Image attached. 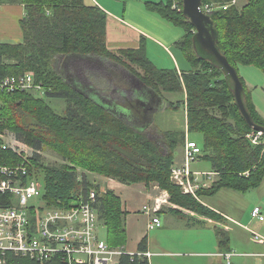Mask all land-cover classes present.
I'll return each instance as SVG.
<instances>
[{"label": "trees", "instance_id": "1", "mask_svg": "<svg viewBox=\"0 0 264 264\" xmlns=\"http://www.w3.org/2000/svg\"><path fill=\"white\" fill-rule=\"evenodd\" d=\"M22 1L25 3V15L19 20L22 39L17 43L0 42V79L33 69L36 78L51 87L46 97L61 98L66 105L64 112L59 113L47 101L31 93L2 90L0 132L7 128L12 130L17 141L34 150L28 163L30 174L37 178L34 169L40 166L43 170L38 180L42 182L43 197L49 204L68 206L87 193L91 185L84 174L79 178L74 168L77 166L106 174L124 184L154 182L168 193L167 200L172 205L169 211L183 217L180 209L220 220L221 215L201 202L203 196L214 195L221 188L245 192L260 185L264 178V146L253 144L246 137L252 129L241 117L222 71L195 54L194 26L182 11L171 7L170 0L149 3L148 7L184 30L176 45L191 63L192 68L187 70L157 67L148 57L144 43L137 48L110 50L106 45V13L87 0ZM227 1L230 0H202V3ZM209 15L218 32L217 46L230 64L236 69L238 65L254 66L264 72V0H245L240 7L232 4ZM62 56L92 63H99V58L110 60L130 72L131 78L126 83L134 81L136 87L130 88V94L119 86L114 91L108 83L102 82L103 77L96 75L88 92L77 90L65 78H71L69 71L63 76L54 69L55 59ZM240 79L253 121L264 126V118L257 112ZM145 87L150 90L142 102L139 93L146 90ZM160 91L183 95L180 102L165 100L166 107L183 106L187 131L203 134L199 159L209 162L217 172L208 187L197 189V198L183 193L171 180L173 151L177 143L184 140L185 133L166 130L161 139H155L131 125L144 121L145 109L149 116L150 107L154 110L159 106L155 99L157 96L161 99ZM100 93H108L105 99L117 108L122 104L127 113L119 112L118 117L101 107L94 98ZM44 146L55 149L72 165L40 164L39 152ZM19 161L21 155L3 148L0 136V164ZM5 198L0 194L1 204L7 203ZM95 206L100 221L106 226L109 244L124 246L126 227L121 199L107 190L100 194ZM214 231L220 251L230 252L228 232L218 227ZM145 250L146 238H143L138 251ZM5 260V264H40L11 253L6 254ZM43 264L61 263L54 259ZM119 264L149 262L146 257L124 254Z\"/></svg>", "mask_w": 264, "mask_h": 264}, {"label": "built area", "instance_id": "2", "mask_svg": "<svg viewBox=\"0 0 264 264\" xmlns=\"http://www.w3.org/2000/svg\"><path fill=\"white\" fill-rule=\"evenodd\" d=\"M171 7L182 11V0H170ZM236 0L225 3L206 2L200 9L210 14L217 9H227ZM28 92L46 94L51 87L36 78L34 71L6 75L0 79V91ZM246 137L253 144L264 146V134L250 131ZM3 140V148L13 149L21 155L16 164H0V194L5 195L6 204L0 203V264H5V256L11 253L19 258H26L43 264L58 259L61 264H119L122 255L146 257L149 264L151 252L128 251L125 246H112L106 236V226L100 221L95 204L100 193L90 187L85 195H80L68 206L60 203L49 206L43 197V185L37 178H32L29 170L30 150L26 144L14 140V145ZM201 148L185 139L183 160L171 166V180L183 193L196 196L197 189L207 187L208 182L217 176L215 171H192L191 162L199 159ZM162 200V199H161ZM161 200L156 199L153 208L146 207V212L153 213L148 228L160 226V219L154 215L160 209ZM166 199L163 201L165 202ZM251 217L264 221V213L259 206L251 209ZM104 228V238L99 237V229ZM246 229L249 230L247 226ZM256 239H263L257 232L251 231ZM233 252L220 255L229 263Z\"/></svg>", "mask_w": 264, "mask_h": 264}, {"label": "crops", "instance_id": "3", "mask_svg": "<svg viewBox=\"0 0 264 264\" xmlns=\"http://www.w3.org/2000/svg\"><path fill=\"white\" fill-rule=\"evenodd\" d=\"M87 1L96 4L106 13V44L109 49L116 52L118 49L137 48L140 43H144L145 48L148 44H156L162 47L169 57L168 60L174 59V55L170 50L174 45V24L148 7L149 3H165L167 0ZM239 1H241L240 6L245 4V0ZM24 15L25 3L22 0H0V42L17 43L21 41L22 30L19 20ZM245 67L247 66L238 65L237 70L240 71L241 68ZM161 68L172 69L174 68V62L170 64V61H168ZM181 70L187 69H177V71ZM240 77L243 79L245 87L250 93L251 100L257 112L264 118L262 109L258 106L254 98V92L258 88L261 90L264 88L258 84L248 82L246 76L241 75ZM204 170L212 171V168ZM212 181L207 183L208 186ZM263 183L264 179L259 186ZM100 188L104 191L109 190L114 192L121 199L126 227L125 249L128 251L138 250L139 242L141 239L146 238V250L152 253L149 258L151 264H264V258L261 259V257H264V248L256 245H264V233L261 234L262 232L260 234L259 232L257 233L263 239H256L253 235L249 237L255 245H248L246 240L243 239L244 245L242 250L234 249L231 245L232 240L229 237L230 251L234 254L230 257L229 263L220 255L224 252L220 251L218 246L214 231L216 227L225 229L229 235V232L233 228L227 223V220H229L242 230L246 232L249 230L245 228L247 226L246 224L237 220L236 216H232L218 202H215L213 195L203 196L201 202L221 215L220 220L208 218L186 209H180L185 217L170 212L169 207L172 205L165 197L167 193L164 190L160 191L156 184H147L145 182L124 184L112 178H104L100 184ZM224 189L232 190L221 188L214 196L220 192H224ZM228 194L231 195V193ZM233 196L231 195V197ZM165 198L166 201L163 202ZM156 199H162V201L158 202L160 203V209L154 213L160 219V226L148 228L147 225L153 213L146 212V207L153 208ZM165 212H168L170 217L165 219L162 224L160 214ZM175 217L185 220V228L192 230L188 231L191 234L190 239L186 235L183 237L176 235L170 229L171 225H175L176 223L174 222H177ZM181 239L184 240L182 247L179 244V240ZM188 240H190L191 245L186 244ZM252 257L255 258L250 261L249 258ZM177 258L180 260L183 258V261Z\"/></svg>", "mask_w": 264, "mask_h": 264}, {"label": "rangeland", "instance_id": "4", "mask_svg": "<svg viewBox=\"0 0 264 264\" xmlns=\"http://www.w3.org/2000/svg\"><path fill=\"white\" fill-rule=\"evenodd\" d=\"M236 4L240 7L241 1L236 0ZM184 34V30L174 25V45L170 48L174 55V59L168 60V55L164 52L162 47L160 45L156 44H148L146 47V53L150 57V59L153 61V63L161 68L166 65L168 61H170V64L174 62V68L179 69H190L191 63L189 60L186 59L184 56L183 50L180 49L179 46L175 44L177 40L182 38ZM21 40V39H20ZM107 45V44H106ZM111 50V49H110ZM99 63H92L88 60L82 61L81 58L78 57H58L54 61V69L62 74H66V71L70 72V79H68L66 76L65 78L68 80L71 86L74 85V87L77 90L88 92V87L92 86L91 83L92 80L96 77V75L103 77L102 82L104 84H107L112 87V90L116 91L117 86L121 87L122 89H125V92L127 94L131 93L130 88H135L136 84L133 83L127 84L126 82L129 81V78H131L130 72L127 71L126 68H124L121 65H117L116 63L111 62L110 60H100L98 59ZM165 64V65H164ZM135 69L142 72V70L137 66L133 65ZM25 71H34L33 69H27ZM238 71V70H237ZM83 73L85 74V78L83 77ZM239 76L243 75L246 76V80L252 84H258L259 86H262L264 88V72L261 70L253 67V66H247L245 68H241L240 71H238ZM121 78V79H120ZM118 83H121L120 85H117ZM114 84V85H113ZM107 86V85H106ZM129 88V89H127ZM32 94V93H31ZM101 94V93H100ZM107 94V95H106ZM102 94L104 97H108V93ZM35 97L43 99L45 102L47 101L48 104H50L57 112L63 113L65 110V101L61 98H48L46 97V94H35L33 93ZM161 99H159V106H156L153 110V107H150L151 113L148 117L150 120L143 121V122H135L131 125L136 128L137 130H142L146 132L149 136H152L155 139H161L162 138V132L166 130H174L179 132L185 133V138L183 141H179L173 151V162L176 164H180L183 160V147L185 139L194 141L198 147H202L203 144V134L198 131H187L186 128V118H185V110L183 109V106L180 105L178 108H167L166 101H176L181 99L183 100V95L180 93H170V92H164L160 91ZM98 97H101L99 94ZM186 95H184V98ZM254 98L258 104V106L262 109V112L264 114V89L261 90L258 88L254 92ZM166 100V101H165ZM123 105L120 104L119 111L122 113H127V110L122 107ZM113 109H116L115 104L111 105ZM218 114L217 111H214ZM152 125V126H151ZM0 136L4 139V141L9 142V144L14 145V140H16L15 134L10 129H4V132H0ZM18 140V139H17ZM181 140V139H180ZM30 155L32 157L34 150L32 148H29ZM39 163L43 164L44 166H52V167H60L64 164H71L66 158H64L60 153H58L55 149L51 147L44 146L42 150L39 152ZM18 163V162H17ZM9 164V163H7ZM16 164V163H12ZM72 165V164H71ZM32 166H36L35 164H32ZM74 167V166H73ZM77 174H79V178L84 174L87 181L90 183L91 187L96 189L97 192L102 194L104 192L103 189L100 188V184L104 178H110L106 174L97 172L95 170H90L85 167L77 166L74 167ZM211 164L204 159H197L190 164V169L192 171H203L207 172L204 169H210ZM35 177L41 178L43 175V170L40 168H35ZM213 171V170H212ZM264 179V178H263ZM148 184H155L154 182H149ZM161 191L163 189L159 188ZM227 189V188H226ZM165 191V190H164ZM224 192H220L219 194L213 195V199L215 202H218L222 208H225L226 212L230 213L232 216H236L237 220L242 222L243 224H246L249 228V231L246 232L242 230L239 226L236 224L231 223V221L227 220V223H229L233 228L231 232H229V237L232 240L231 245L236 250H242L243 248V239L246 240L248 245H253L254 243L249 239V237L252 235L251 231L259 232V234L264 233V221L260 222L251 217V209L256 205L259 206L263 213H264V183L261 184V186H258L256 188H251L245 192H239V191H232V190H223ZM230 191V192H229ZM232 191V192H231ZM167 193V192H166ZM228 193H231V195H234L231 197ZM234 193V194H232ZM168 193L167 196H165L168 199ZM212 197V196H211ZM165 198V199H166ZM162 201V200H161ZM72 202V201H71ZM70 202V203H71ZM51 206V204H48ZM170 214L168 212L161 213V220L162 224L165 219H168ZM177 222L175 225H171V230L176 234L183 237L184 235L187 236L188 239L191 238V234L188 231L187 228H185V220L178 219L175 217ZM214 223V222H210ZM169 226V225H168ZM174 226V227H173ZM235 228V230H233ZM188 232V233H187ZM99 237L104 238L105 236V230L104 228L99 229ZM179 244L182 247L184 245V240H179ZM187 245L190 244V240L187 241ZM236 244V247H235ZM255 245V244H254ZM259 247L264 248V245L256 244ZM238 246V247H237ZM260 257V256H258ZM255 257L249 258L250 261H252ZM264 257H261L263 259ZM179 259V258H177ZM180 260V259H179ZM180 261H183V258H181ZM177 263V262H175ZM182 264V263H181ZM262 264V263H261Z\"/></svg>", "mask_w": 264, "mask_h": 264}, {"label": "water", "instance_id": "5", "mask_svg": "<svg viewBox=\"0 0 264 264\" xmlns=\"http://www.w3.org/2000/svg\"><path fill=\"white\" fill-rule=\"evenodd\" d=\"M201 2L202 0H182V13L194 26L192 46L195 54L201 59L208 60L214 67L222 71L226 84L233 94L234 103L241 117L252 130L261 131L264 134V126L253 121L246 107L243 82L240 79L237 69L230 64L226 56L219 50L217 46L218 32L214 27L210 15L200 9ZM145 89L146 90H141L139 93L140 96H142L140 97L142 102L144 98L147 99V91L150 90L147 87H145ZM100 96L101 97H98L96 95L94 98L100 103L101 107L120 117L119 109L116 106V109H113V107H111L112 104L101 94ZM157 97L159 100L160 97Z\"/></svg>", "mask_w": 264, "mask_h": 264}, {"label": "flooded vegetation", "instance_id": "6", "mask_svg": "<svg viewBox=\"0 0 264 264\" xmlns=\"http://www.w3.org/2000/svg\"><path fill=\"white\" fill-rule=\"evenodd\" d=\"M155 101H156V104H159V100H158V99H157V100L155 99ZM143 105H144V104H143ZM146 111H147V110L145 109V114L143 115V118H144L143 120H144V121H147V120H149V118H148V117L150 116V115H149V116H147L148 114H146Z\"/></svg>", "mask_w": 264, "mask_h": 264}]
</instances>
